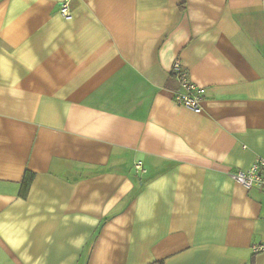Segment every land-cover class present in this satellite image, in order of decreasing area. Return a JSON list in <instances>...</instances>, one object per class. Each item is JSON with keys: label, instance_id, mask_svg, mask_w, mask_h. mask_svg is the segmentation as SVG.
<instances>
[{"label": "crops", "instance_id": "obj_1", "mask_svg": "<svg viewBox=\"0 0 264 264\" xmlns=\"http://www.w3.org/2000/svg\"><path fill=\"white\" fill-rule=\"evenodd\" d=\"M63 1L0 0V264H264V0Z\"/></svg>", "mask_w": 264, "mask_h": 264}, {"label": "built area", "instance_id": "obj_2", "mask_svg": "<svg viewBox=\"0 0 264 264\" xmlns=\"http://www.w3.org/2000/svg\"><path fill=\"white\" fill-rule=\"evenodd\" d=\"M60 13L66 18L72 17L68 0L61 3ZM171 72L179 80V89L175 92L176 101L191 109L201 110L202 101L205 97V88L189 79L188 72L180 59H176L173 62ZM135 168L139 173L146 171L142 161H137ZM231 177L247 189L257 187L264 191V159L256 158L248 168L232 172ZM253 249L255 252L263 251L264 244L253 245Z\"/></svg>", "mask_w": 264, "mask_h": 264}, {"label": "trees", "instance_id": "obj_3", "mask_svg": "<svg viewBox=\"0 0 264 264\" xmlns=\"http://www.w3.org/2000/svg\"><path fill=\"white\" fill-rule=\"evenodd\" d=\"M35 173L31 170H26L24 172L21 184H20V192L19 195L23 198H26L29 194L30 187L32 185V182L34 180ZM153 264H165L164 261L158 260L155 261Z\"/></svg>", "mask_w": 264, "mask_h": 264}]
</instances>
